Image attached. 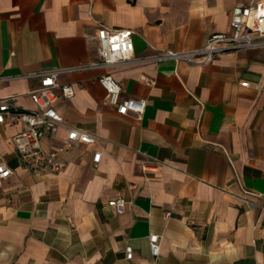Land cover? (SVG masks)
Returning <instances> with one entry per match:
<instances>
[{"label":"crops","instance_id":"obj_1","mask_svg":"<svg viewBox=\"0 0 264 264\" xmlns=\"http://www.w3.org/2000/svg\"><path fill=\"white\" fill-rule=\"evenodd\" d=\"M240 1L0 0V75L99 60L103 25L133 29L135 56L200 47L230 29ZM104 73L123 97L148 100L142 115L107 102ZM59 80L75 93L56 100L65 120L45 143L70 126L97 141L68 148L60 173L37 174L11 142L25 123H0V157L14 169L0 177V264H264V47L205 64L129 59ZM38 83L0 80V97L32 109ZM119 195L131 200L123 212L109 205Z\"/></svg>","mask_w":264,"mask_h":264},{"label":"built area","instance_id":"obj_2","mask_svg":"<svg viewBox=\"0 0 264 264\" xmlns=\"http://www.w3.org/2000/svg\"><path fill=\"white\" fill-rule=\"evenodd\" d=\"M231 27L226 31H216L209 35L206 43L200 47L189 49H157L153 53L135 56L134 30L131 28H113L103 25L94 38L98 42L100 59L77 67H55L19 74H2L0 80L27 77L38 79L39 83L30 91L35 107L24 109L16 102V95L0 97V123H11L19 120L25 127L14 134L11 142L18 154L21 165L37 174H58L69 164L65 157L68 148L77 142L95 143L97 135L84 126H70L66 137L60 143L47 145L45 139L53 135L64 122L63 114L56 108L55 102L61 96L71 97L75 89L70 83H62L59 75L74 69L85 67L112 66L124 60L135 59L140 62L172 61L176 64H205L219 55L230 51H241L249 48L264 47V0L238 2L231 11ZM107 92V102L116 107L119 113L131 111L142 115L148 104L146 98L123 97L122 83L112 73H104L99 78ZM154 82V81H151ZM243 85H249L245 80ZM102 151H95L93 159L100 161ZM14 173L6 159L0 157V177H8ZM133 185H131L132 187ZM131 202L124 195L109 200V205L118 212L125 211ZM172 212L167 211L166 216ZM150 249L155 259L161 253V237L159 233L150 234ZM128 257L133 250L128 248Z\"/></svg>","mask_w":264,"mask_h":264}]
</instances>
